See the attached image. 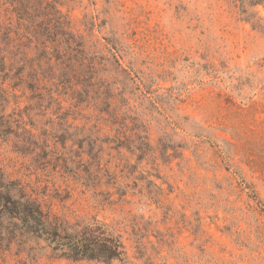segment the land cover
Segmentation results:
<instances>
[{
	"label": "rangeland",
	"instance_id": "1",
	"mask_svg": "<svg viewBox=\"0 0 264 264\" xmlns=\"http://www.w3.org/2000/svg\"><path fill=\"white\" fill-rule=\"evenodd\" d=\"M54 3L49 62L0 43L14 70H45L33 89L0 80V173L71 222H106L134 263L264 264V1ZM0 17L18 26L2 0ZM19 251L0 264H107Z\"/></svg>",
	"mask_w": 264,
	"mask_h": 264
},
{
	"label": "trees",
	"instance_id": "2",
	"mask_svg": "<svg viewBox=\"0 0 264 264\" xmlns=\"http://www.w3.org/2000/svg\"><path fill=\"white\" fill-rule=\"evenodd\" d=\"M2 1L11 6L17 16L18 26L12 30L0 17V43L7 46L15 39L22 41L23 38H26L28 43H35L37 55L32 60L41 61L44 58L49 62L52 55L60 49L59 44H53L52 50L50 45L54 41V33L49 14H51V10L59 11L54 3L55 0L53 2L49 0ZM263 1L243 0L248 6L263 3ZM43 2H45L46 10L44 11L46 12H43L42 15L47 18L39 19L42 13L39 4H43ZM248 17L246 20L252 19L251 16ZM60 22L58 26H61ZM252 25L256 26L254 21ZM12 32L14 35H11ZM73 43H75L77 51H80L81 42L73 40ZM27 62L31 63L24 57H20L14 70L13 62L6 63V55L0 54L2 84L9 79L13 86L26 83L29 88L33 89L36 80L41 79L45 70L40 69L42 66L40 62L38 67L33 64L26 66ZM26 67L29 68L26 70ZM61 76L64 79H61V83L66 82L69 78V70H63ZM7 95L6 89H0V138L3 140L13 132V122L5 112L8 102ZM16 125L28 140L32 138L33 133L23 127L21 121L16 122ZM120 194L123 195L124 192ZM31 242H34L35 245H31ZM11 244H16L21 251L26 250L33 255H37V248H39L49 250L51 256L55 258L71 261L89 260L107 264L113 262L137 264L130 259L122 235L113 230L106 222L96 217L85 222L80 220L71 222L66 217L53 212L50 207L44 206L39 196L26 190L19 181L9 179L0 173V252L8 250ZM138 253L141 256L140 250ZM145 264L157 263L146 260Z\"/></svg>",
	"mask_w": 264,
	"mask_h": 264
}]
</instances>
